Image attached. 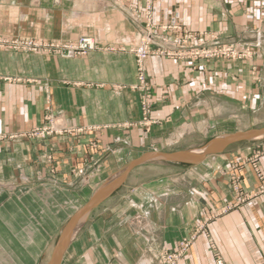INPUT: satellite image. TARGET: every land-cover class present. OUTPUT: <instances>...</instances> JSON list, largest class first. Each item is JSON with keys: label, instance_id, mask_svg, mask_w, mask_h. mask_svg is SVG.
<instances>
[{"label": "crops", "instance_id": "obj_1", "mask_svg": "<svg viewBox=\"0 0 264 264\" xmlns=\"http://www.w3.org/2000/svg\"><path fill=\"white\" fill-rule=\"evenodd\" d=\"M0 0V36L97 49L64 58L0 50V264L264 263V0ZM249 49L244 60L143 61L131 50ZM64 131L44 139L36 129ZM173 156L175 158H170ZM216 214V216L214 215Z\"/></svg>", "mask_w": 264, "mask_h": 264}, {"label": "built area", "instance_id": "obj_2", "mask_svg": "<svg viewBox=\"0 0 264 264\" xmlns=\"http://www.w3.org/2000/svg\"><path fill=\"white\" fill-rule=\"evenodd\" d=\"M154 0H143L144 3V21L145 27L147 29V33H150L152 30L151 25V11H152V3ZM149 34L142 39L139 44L131 50V53L134 55L136 59V67H137V85L134 87L139 90L142 95V110L144 120L146 121L148 108H147V98L148 94V86L145 79V74L143 71V61L146 57L151 54L161 55L168 58L173 59H189V60H197V59H222V60H244L251 57V51L249 49H240L230 45H216L212 47H205L199 45L200 39L197 35L191 34L188 32H183V36L179 40L180 50L174 52L168 51H151L149 48ZM97 44L95 40L91 37H83L78 40L59 44V43H51L43 40H33V39H7L0 37V50H18V51H26V52H43V53H52L59 55L64 58H73L82 55H86L87 53L97 49ZM0 80L7 81L8 79L4 78ZM46 121L48 122V126L36 129L30 135L32 137H36L39 139H44L50 135H61L64 131L56 130L51 125L52 118L50 116L46 117ZM232 189L237 197H240L234 204L226 207L223 212L228 211L236 207L238 204L243 202H248L251 200L259 199L264 204V184L260 186L256 191L251 193H244L241 189L238 182L232 186ZM216 216V214H214ZM206 220L196 226L195 230L190 233L187 237L183 238L179 242L178 249L176 251H164L160 254L158 258L157 264H177L183 256L188 251L191 243L194 241L195 237L205 230ZM264 264V263H262Z\"/></svg>", "mask_w": 264, "mask_h": 264}, {"label": "rangeland", "instance_id": "obj_3", "mask_svg": "<svg viewBox=\"0 0 264 264\" xmlns=\"http://www.w3.org/2000/svg\"><path fill=\"white\" fill-rule=\"evenodd\" d=\"M0 37H1V36H0ZM2 38H5V37H2ZM15 38H17V39L43 40V41H44V39H40V38H28V37H14V38H11V39H15ZM79 38H83V37H79ZM79 38H78V39H79ZM7 39H8V38H7ZM78 39H77V40H78ZM139 42H140V41H139ZM64 43H66V42H64ZM138 44H139V43H138ZM138 44H137V45H138ZM137 45H136V46H137ZM136 46H135V47H136ZM242 49H244V48H242ZM4 50H6V49H4Z\"/></svg>", "mask_w": 264, "mask_h": 264}, {"label": "water", "instance_id": "obj_4", "mask_svg": "<svg viewBox=\"0 0 264 264\" xmlns=\"http://www.w3.org/2000/svg\"><path fill=\"white\" fill-rule=\"evenodd\" d=\"M170 158H175V157H173V156H170Z\"/></svg>", "mask_w": 264, "mask_h": 264}]
</instances>
